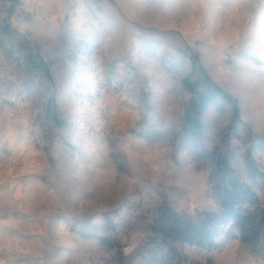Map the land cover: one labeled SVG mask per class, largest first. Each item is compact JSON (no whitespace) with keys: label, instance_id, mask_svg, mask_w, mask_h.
Masks as SVG:
<instances>
[{"label":"rangeland","instance_id":"1","mask_svg":"<svg viewBox=\"0 0 264 264\" xmlns=\"http://www.w3.org/2000/svg\"><path fill=\"white\" fill-rule=\"evenodd\" d=\"M13 3L0 0V264H143L165 251L151 233L165 205L219 210L221 159L263 217L247 157L264 176V0H20L9 29ZM261 228L179 244L183 264H264Z\"/></svg>","mask_w":264,"mask_h":264},{"label":"trees","instance_id":"2","mask_svg":"<svg viewBox=\"0 0 264 264\" xmlns=\"http://www.w3.org/2000/svg\"><path fill=\"white\" fill-rule=\"evenodd\" d=\"M19 4L20 0H14L8 16L3 20L4 25L9 29L12 28L11 19ZM37 58L45 76L51 80L52 75L47 61L41 55ZM203 109V101L195 104L198 114ZM247 162L251 176L264 184V176L249 154ZM213 184L220 205L218 211L205 212L197 219H190L167 205L161 209L151 226V233L155 246H164L165 251L149 255L143 264H183L179 244L213 247L223 226L230 221L240 228L244 240L254 241L259 237L261 227L264 226V215L261 217L260 212H252L249 209V205L258 200L257 195L224 159L215 164Z\"/></svg>","mask_w":264,"mask_h":264}]
</instances>
